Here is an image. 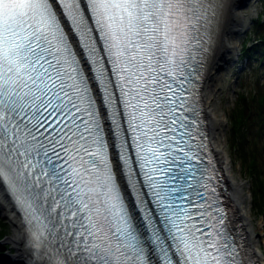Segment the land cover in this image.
Instances as JSON below:
<instances>
[{
    "label": "snow or ice",
    "instance_id": "obj_1",
    "mask_svg": "<svg viewBox=\"0 0 264 264\" xmlns=\"http://www.w3.org/2000/svg\"><path fill=\"white\" fill-rule=\"evenodd\" d=\"M225 0H0V189L28 264H260L209 158Z\"/></svg>",
    "mask_w": 264,
    "mask_h": 264
},
{
    "label": "bare ground",
    "instance_id": "obj_2",
    "mask_svg": "<svg viewBox=\"0 0 264 264\" xmlns=\"http://www.w3.org/2000/svg\"><path fill=\"white\" fill-rule=\"evenodd\" d=\"M257 0H225L227 7L224 9L220 26L217 28L216 44L210 57V64L206 74L204 97L207 108L208 118L210 120V130L215 150L220 161L226 171L228 182L233 190L231 197L234 205V212L242 215L246 221L253 245L256 252L264 264V252L261 250V236L257 234L255 226L250 216V206L246 204L247 196L245 188L248 185L246 181H239L234 175L232 158L226 149L224 139V125L226 115L221 110L220 93L223 88L225 77L227 76L231 66L234 63V55L237 53L241 44L240 38L249 24V18L256 9ZM252 8L248 12L249 7ZM248 62L250 59L248 57ZM230 179V180H229ZM0 212L4 213L13 224L14 235L9 240L15 245L17 253L9 255V259L17 264H26L27 247L24 243L25 228L20 221V216L13 206L11 199L0 189ZM249 232V230H248Z\"/></svg>",
    "mask_w": 264,
    "mask_h": 264
},
{
    "label": "trees",
    "instance_id": "obj_3",
    "mask_svg": "<svg viewBox=\"0 0 264 264\" xmlns=\"http://www.w3.org/2000/svg\"><path fill=\"white\" fill-rule=\"evenodd\" d=\"M264 15V14H263ZM257 20L258 38L252 45H244L250 63H257L259 89L255 95L239 92L238 101L230 115L232 148L241 159V166L249 173L252 182V209L264 218V16ZM243 88V84H242ZM11 230L9 223L0 216V240ZM9 249L0 243V257Z\"/></svg>",
    "mask_w": 264,
    "mask_h": 264
},
{
    "label": "rangeland",
    "instance_id": "obj_4",
    "mask_svg": "<svg viewBox=\"0 0 264 264\" xmlns=\"http://www.w3.org/2000/svg\"><path fill=\"white\" fill-rule=\"evenodd\" d=\"M250 6L251 7H249L248 9L249 13L251 12L252 3ZM263 12H264V0H257L256 9L249 18V24L245 28L240 38L241 44L238 48L237 53L233 56L234 63L231 66L227 76L225 77V82L220 93V106H221V110L226 115V122L223 128L226 149L230 153V156L232 158V165H233L235 177L237 178V180L246 181L248 184L245 188V194L247 196L246 204L250 206V216L255 226V230L257 231V234L261 236L260 245H261V250L264 252V218L262 216L260 217L258 213L256 211H253L252 209V182L249 173L246 171L244 167L241 166V159L239 155L232 148L231 121H230L231 111L238 101L239 92L242 91L246 94L251 93V91H253L254 89L257 88L259 89V84L261 83V80L258 81V76L255 75L254 73V70L256 69L255 65L257 63L255 62L253 64L248 62L247 60L248 57L245 56L246 52L244 50V45L248 41L251 43L250 45H252L255 42V40L258 38L259 32L257 33L255 32L257 26L256 22ZM242 84H243V88H242ZM262 84H264V79L262 80ZM230 194L231 197H233L232 188H230ZM0 214L5 215L2 212H0ZM248 230H249L250 243L253 245L252 237L250 235V229ZM13 235H14V228L12 226V229L9 230V235L7 236V239L2 241V245L5 247H9V251H7L2 256L0 260V264H17L15 261L9 259V255L11 256L17 253V249L15 248V245L9 240V237ZM253 247L255 248L254 245Z\"/></svg>",
    "mask_w": 264,
    "mask_h": 264
}]
</instances>
